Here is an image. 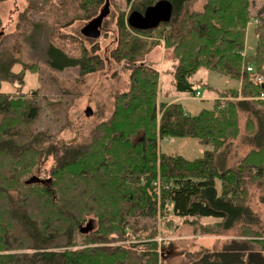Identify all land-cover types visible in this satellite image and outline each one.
I'll return each mask as SVG.
<instances>
[{"label": "trees", "instance_id": "16d2710c", "mask_svg": "<svg viewBox=\"0 0 264 264\" xmlns=\"http://www.w3.org/2000/svg\"><path fill=\"white\" fill-rule=\"evenodd\" d=\"M79 1L80 9L90 19L106 0ZM159 1L136 0L127 12L119 14V45L111 58L126 63L131 86L115 95L113 113L97 125L98 133L89 141L77 146L59 145L45 131L40 133V140L23 138L21 144L27 140V147L19 145L20 128L25 121L37 118L39 107L36 103L16 106L15 99L0 91V264H143V259L158 253L155 239L144 249L136 250L135 256L127 255L130 252L122 247L69 248L74 233L88 238L89 244L97 242L91 236L95 231L94 218L101 222L99 232L110 234L113 221L100 212L105 208L106 214L117 219L119 229L124 216L154 217L167 203L174 216L215 218L225 231L238 226L249 229L259 222L245 195L247 181L257 185V179L264 180V100L257 98L264 92V85L256 81L257 75H264V30L259 31L260 26L255 27V50L249 55L252 61L244 63L241 52L247 25L253 20L262 21L264 4L257 8L253 0H204L202 10L193 11L192 0H168L172 4L168 21L144 30L128 24L132 12L144 14ZM28 3L37 8L36 1ZM50 24L55 32L60 29L54 22ZM30 26L35 29L38 24L33 21ZM140 36H156L158 41L142 40ZM18 45L23 46L19 42ZM157 46L174 61L171 73L178 92L198 91L191 78L200 69L238 83L244 65L252 64L255 71L250 74L243 70L240 86L217 91L216 97L225 99L224 107L216 100L210 109L188 114L180 102L156 101L159 72L141 62ZM21 53L19 48L0 50V81L23 83V76L12 70ZM45 56L49 67L57 71L78 68L79 75H86L103 68L94 51L85 47L79 55H69L48 42ZM15 108L21 109L20 113ZM240 113L244 114L243 121ZM3 133L5 139L1 137ZM137 135L140 138L135 140ZM8 136L13 138L6 139ZM163 139H196L210 150L205 149L201 156L189 160L162 153L158 145ZM54 144L58 145L55 152L50 150ZM28 147L38 159L54 154L49 178L44 183L30 184L39 188L34 193L35 203L31 201L32 195L28 201L23 195L10 192V187L24 186L20 179L25 163L15 159L27 153ZM232 155L236 159L233 166ZM155 181L164 185L155 187ZM170 182V186L164 187ZM68 185L76 194L79 190L80 195L69 197L68 192L65 198ZM88 215L93 217L87 220ZM88 221L92 230L80 233L79 229ZM105 239L106 236L99 243ZM242 245L232 240L219 250L201 252L187 264H264V243L259 248Z\"/></svg>", "mask_w": 264, "mask_h": 264}, {"label": "rangeland", "instance_id": "374dc122", "mask_svg": "<svg viewBox=\"0 0 264 264\" xmlns=\"http://www.w3.org/2000/svg\"><path fill=\"white\" fill-rule=\"evenodd\" d=\"M28 1L0 0V43H2L0 50L2 52L9 49H15V51L20 49V53H22L19 56V61L12 65V70L21 77L23 76L22 84L0 81V91L15 99L16 106L24 103V106H30L36 103L39 107L37 118L25 121L23 127L20 128L21 138L18 136V144L27 147V140L21 144L23 138L40 140V133L47 131L52 141L58 142L59 145H80L98 133L96 129L98 124L109 119L115 109V95L126 91L131 86L128 66L123 61L113 60L111 56L119 45L117 43L119 33L116 20L119 14L127 12L136 0H130L128 3L127 0H112L109 14L103 19L100 36L96 39L84 37L81 34V29L100 13L105 3L99 6L96 15L92 16L93 18L88 19L86 18L87 14L78 5L79 0H34L36 9L34 4L30 5ZM253 1L257 8L264 4V0ZM203 5L204 0H192L190 10L200 11ZM251 11L255 13L254 9ZM263 17L264 11L262 19L258 18L263 22L255 23L253 20L247 25L243 49L247 55L244 57V63L247 60L252 61V56L249 55L253 54L255 50L257 40L255 27L258 25L260 26L259 31L264 30ZM33 21L38 24L35 29L30 26ZM51 22H54L60 29L55 32ZM25 34H27L26 37ZM262 36H264V31ZM140 38L153 40V42L158 41L156 36H140ZM18 42L23 46L18 45ZM48 42L62 48L69 55H79L83 47L94 51V54L103 62V68L86 75H79L78 68L53 70L46 63L45 51ZM143 62L159 72V96L156 101L180 102L185 111L192 115L197 114L201 109H210L216 100L221 102L223 98L216 97L217 91L240 86L244 74L243 68H241L238 83L215 72L200 69L191 78V81L195 83V88L201 93L199 96L196 94L194 96V94L178 92L174 88L171 73L174 61L162 47L157 46L151 49L144 61L142 59L141 64ZM33 65L36 67L34 68ZM24 66L30 69L24 70ZM213 96L215 98H212ZM236 99L239 100L240 96ZM87 108L92 111L89 116L85 114ZM15 110L19 113L21 111L16 108ZM240 117L243 121L244 114L240 113ZM4 134H1L2 139H5ZM100 136H102L101 132H99ZM12 138V136L6 137V139ZM139 138L140 135H137L135 140ZM50 147L51 151L58 150V145L54 144ZM158 147L162 153L181 155L189 160L201 156L205 148L210 150L209 146L201 145L196 139H163ZM28 148L27 153L19 155L22 157L15 159L25 163L23 176L20 179L24 186L20 189L16 186L10 187V192L23 195L28 201L32 195L31 201L35 203L36 194L34 193L39 188L36 185H30L35 182L28 183V181L37 176L39 182L44 183L49 178L50 170L54 164V154L41 155L38 159L35 152L30 147ZM244 152L241 151L242 154ZM4 160L9 159L4 158ZM235 161L236 159L232 155V166L233 163L236 164ZM256 182L257 185H254L247 181L248 195L245 197L251 210L259 219V222L249 229L238 226L235 230L225 231L221 229L219 220L215 218L191 217L185 219L177 217L169 210L171 205L168 203L159 208L154 217H140L131 214L124 216L120 221L119 229L116 225L117 219L113 218V214H106L105 208L100 212L113 221L110 234L99 232L101 222L94 218L95 231L91 236L96 238L97 242L89 244L88 238L74 233L71 240L72 246L69 248L76 249L94 245L113 250L122 247L126 252H130L127 255L135 256L136 250L144 249L155 239L158 244V253L143 259V264H155L153 261L157 262L156 264H187L201 252L219 250L232 240H236L238 243L242 242V246L259 248L261 243H264V180L257 179ZM162 184L164 185L161 181L153 183L155 187ZM170 185L171 182L164 187ZM66 188L64 189L65 198H67L68 192L69 197L79 196L81 193L79 190L77 194L74 193L69 185ZM216 188L220 194L218 181ZM65 205L69 204L65 202ZM38 206L42 205L38 204ZM92 217V215H88L85 219L88 220ZM102 222L104 221L102 220ZM104 223L103 228H106ZM204 227H208L206 232ZM104 236L106 239L99 243V240ZM128 264H137V262L129 261Z\"/></svg>", "mask_w": 264, "mask_h": 264}, {"label": "water", "instance_id": "95a60500", "mask_svg": "<svg viewBox=\"0 0 264 264\" xmlns=\"http://www.w3.org/2000/svg\"><path fill=\"white\" fill-rule=\"evenodd\" d=\"M109 0L105 1L104 8L100 11V13L91 19L82 29L81 34L84 37L96 39L100 36V28L103 23V19L109 14ZM172 13V4L168 0H161L157 2L154 6L146 9L144 14H140L136 11L132 12L128 16V24L131 27L136 29L144 30L155 27L159 22H166L170 19ZM85 114L87 116L92 114L90 108L86 109ZM38 183V177L31 179L28 183ZM92 230L91 222L89 221L86 225L81 226L79 229L80 233L87 234Z\"/></svg>", "mask_w": 264, "mask_h": 264}, {"label": "built area", "instance_id": "2783aa9c", "mask_svg": "<svg viewBox=\"0 0 264 264\" xmlns=\"http://www.w3.org/2000/svg\"><path fill=\"white\" fill-rule=\"evenodd\" d=\"M241 56H244V57L246 56L245 51L241 52ZM243 70L247 73H254V71H255L254 66H252V65H244ZM256 81L259 83H262L264 85V75H257ZM196 95L199 96L200 95L199 92H197ZM257 98L260 100H264V92L261 93ZM224 105H225V99L223 98L221 100V107H224Z\"/></svg>", "mask_w": 264, "mask_h": 264}, {"label": "crops", "instance_id": "0c3cea01", "mask_svg": "<svg viewBox=\"0 0 264 264\" xmlns=\"http://www.w3.org/2000/svg\"><path fill=\"white\" fill-rule=\"evenodd\" d=\"M212 98H215V97L213 96ZM171 102H172V101H171ZM205 149H207V150H208L209 148H205Z\"/></svg>", "mask_w": 264, "mask_h": 264}, {"label": "bare ground", "instance_id": "6f19581e", "mask_svg": "<svg viewBox=\"0 0 264 264\" xmlns=\"http://www.w3.org/2000/svg\"><path fill=\"white\" fill-rule=\"evenodd\" d=\"M125 22V21H124ZM251 74V73H250ZM244 76V75H243Z\"/></svg>", "mask_w": 264, "mask_h": 264}]
</instances>
